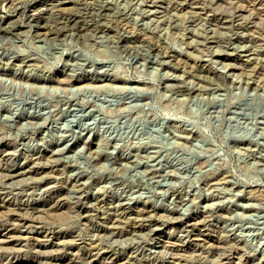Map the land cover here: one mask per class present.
<instances>
[{
	"label": "rangeland",
	"instance_id": "rangeland-1",
	"mask_svg": "<svg viewBox=\"0 0 264 264\" xmlns=\"http://www.w3.org/2000/svg\"><path fill=\"white\" fill-rule=\"evenodd\" d=\"M36 2L0 0V264H264V0Z\"/></svg>",
	"mask_w": 264,
	"mask_h": 264
},
{
	"label": "bare ground",
	"instance_id": "bare-ground-1",
	"mask_svg": "<svg viewBox=\"0 0 264 264\" xmlns=\"http://www.w3.org/2000/svg\"><path fill=\"white\" fill-rule=\"evenodd\" d=\"M68 1H71V0H44V1L40 0V2H36L34 4L33 11L29 14V21L30 20H32V21H44L45 18L47 16H49L50 18H53V19L57 20V22L59 24H61V25H64V26L65 25H71V24L74 25L73 24L74 21L81 16V13L79 11H77V10H74V8H72V6L67 5L66 3ZM3 19L6 20V21H10L12 18H11L10 14H6V15H4ZM14 28H15L14 25H7V24L4 25V24H2V25H0V32H9V31H12ZM34 165H36V163ZM29 166L27 168L24 167L22 169L23 170L25 169L24 171H30L31 172V170L34 169V166H31V164H29ZM18 170H19V168H17L16 170L11 171L12 173L9 172V173H11L10 176L15 175L18 172ZM22 221L24 222V220H22ZM18 223H19V221H18ZM20 223H21V221H20Z\"/></svg>",
	"mask_w": 264,
	"mask_h": 264
}]
</instances>
